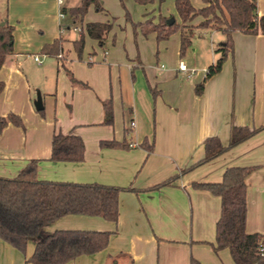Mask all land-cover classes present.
<instances>
[{"label":"crops","instance_id":"0c3cea01","mask_svg":"<svg viewBox=\"0 0 264 264\" xmlns=\"http://www.w3.org/2000/svg\"><path fill=\"white\" fill-rule=\"evenodd\" d=\"M198 1L201 3L195 5L191 0L197 8L206 5ZM256 2L258 14L264 15V0ZM60 4L59 0H8V14L0 20V24L14 26L13 52L0 68V81L4 83L0 116L13 112L22 117L24 125L28 121L40 125L34 134L12 123L0 131V176L14 177L30 160L40 159V179L137 189L120 192L116 223L98 216L72 214L48 226L49 233L59 229L112 232L104 250L81 255L66 264H190L191 257L202 264H236L228 249L216 252L211 244L215 242L221 198L194 183L221 182L231 166H257L246 179V227L250 233L264 234V33L233 32V51L198 95L195 86L220 56L215 52L219 46L215 48L211 42L205 47V62L190 78L179 69V62L184 61L180 56L182 30L180 35L161 41L155 34H139L154 50L157 48L155 53L150 50L144 54L136 45L129 47L130 52L123 44L126 58L118 53L103 60L90 55L79 59L73 46L75 39L68 44L61 30ZM149 17L154 16L148 13L142 20ZM202 20L199 17L194 21L199 24ZM177 21L181 23V19ZM115 25L122 27L116 21ZM210 30L222 34L218 35L220 43L226 38L222 31ZM57 38L63 40L65 57H56V83L45 88V94L43 91L47 109L43 119L20 66L25 54L53 57L41 49ZM170 42L176 49L175 59L168 55ZM68 71L87 86L72 82ZM108 98L113 100L112 125L103 123L102 100ZM233 126L258 130L213 160L183 171L204 157L208 137H218L227 145ZM55 130H73L83 138L82 162L50 160ZM111 139L126 141L127 146L100 145L102 140ZM174 176L169 184L156 187ZM34 247L35 241L29 242L27 256ZM27 256L0 239V264H32L26 261Z\"/></svg>","mask_w":264,"mask_h":264},{"label":"trees","instance_id":"16d2710c","mask_svg":"<svg viewBox=\"0 0 264 264\" xmlns=\"http://www.w3.org/2000/svg\"><path fill=\"white\" fill-rule=\"evenodd\" d=\"M147 5L155 0H135ZM162 2L163 0H159ZM205 6L197 8L191 0H175L176 9L181 19L178 23L174 18L172 24L169 18H160L158 22L146 19L134 23V33L139 29L144 36L155 34L157 41L166 40L177 30H182L180 56L185 55L191 45L192 30L185 33L186 25L197 15L203 20L200 28H212L222 31L226 38L220 43L216 52L220 56L207 68L205 78L196 84L195 92L200 95L204 91L205 82L220 72L228 54L233 51V32L246 34L264 33V15L258 14L256 0H203ZM91 5L97 11H103L100 0H81L76 7H62L61 12L69 14L73 22H82ZM126 18L130 19L128 11ZM116 17L101 22L86 24V34L103 47L113 28ZM14 26L4 22L0 24V68L6 57L13 52ZM74 49L79 59L82 58L85 46V33L73 41ZM63 51V40L55 39L46 43L41 52L59 57ZM139 59V56H137ZM70 79L79 83L71 71ZM84 86L86 83L80 82ZM4 83L0 81V93ZM153 91V89H152ZM154 92V91H153ZM105 117L104 124L114 123L113 100H102ZM43 112L44 109L38 110ZM9 123L24 128L22 117L9 112L0 116V131ZM258 128L233 126L227 145L215 136L205 140V155L183 171H188L198 165L213 160L225 151L237 146L257 132ZM102 146H127L126 141L116 139L102 140ZM85 158V143L83 138L73 130L68 133L55 130L51 142L50 160L54 162H82ZM40 159H32L14 177L0 176V239L4 240L27 256L30 241H35L33 253L26 257L32 264H66L81 255H91L104 250L110 241L111 231L59 229L47 235L42 230L66 215L98 216L110 222L119 219V195L122 191H137L132 186H116L97 182H73L45 180L38 177ZM257 166H231L226 168L221 182L194 183L199 189H205L221 198V214L216 224L215 242L211 243L216 252L228 249L236 264H264V234L247 231V182L248 175ZM174 176L156 187L169 184ZM190 264H202L200 260L191 257Z\"/></svg>","mask_w":264,"mask_h":264},{"label":"rangeland","instance_id":"374dc122","mask_svg":"<svg viewBox=\"0 0 264 264\" xmlns=\"http://www.w3.org/2000/svg\"><path fill=\"white\" fill-rule=\"evenodd\" d=\"M101 5L103 6V11H97L94 5H91L88 9V12L84 16V19L82 22H73V20L70 18L69 14H64L63 17L60 16V23L62 24V31L64 32V36L68 40V44L71 43L72 40L78 38L82 32L85 33V46L83 50V58H89L90 56L96 57L100 56V58H96L98 60H103V58L106 57V59L110 56L114 58L115 55L118 53H122L123 57L126 58V53L123 48L124 46L130 51L129 47L132 49L137 46L139 48L143 49L144 54L148 53L150 50L156 52L153 49V46L148 41H144L141 39V36L139 37V34H142L141 31L138 29L137 34L134 33L133 25L134 23H139L140 21L143 22L142 18L145 14L149 15L151 14L154 17H149L148 19L154 21L155 18L159 21L160 18H172L176 17L180 19L176 5L175 0H163L160 2L159 0H155L154 2L150 3L147 6H144L142 4L137 3L135 0H100ZM192 2L197 5L201 2L198 0H192ZM81 0H62L61 1V7L71 8L76 7L80 5ZM8 0H0V20L5 19L8 14ZM128 11L130 19L126 18V12ZM61 12V9L58 11ZM40 14H42V9H40ZM166 14H170L169 16H164ZM163 15V16H162ZM158 16V17H157ZM112 17H116V22L122 25L120 26H114V29L112 32L108 35V38L106 40V43L103 47L98 45V42L91 37H89L86 34V24L88 22H94V21H107V19H111ZM201 18V16L197 15L193 20V26H186L185 27V33L189 32V30H192L191 39L192 43L188 48L186 49L185 55L182 57V59L185 61V63L191 68L195 67L196 71L198 69V66H200L202 63L205 62V57L202 51L205 50V47H209L208 45L212 42L215 48H217L220 45V38H218V35H222L220 32H216L218 30H215V34L211 32L210 29L212 28H200L198 27L197 21H194L195 19ZM145 21V20H144ZM155 22V21H154ZM178 22V21H177ZM115 23V22H114ZM179 23V22H178ZM74 27H80L81 31L76 30ZM180 30H177L173 34L170 35L172 38L174 35H180ZM203 36L200 39L199 37ZM169 37V38H170ZM225 40V39H224ZM154 41V40H153ZM135 43V44H134ZM168 55L170 59H175V53L176 49L174 47V44L170 42ZM134 44V45H133ZM136 45V46H135ZM196 45L197 51L193 52V47ZM159 50V47H158ZM217 50V49H216ZM215 50V52H216ZM62 51L59 54L60 59H63L65 56L63 55ZM131 52V51H130ZM218 53V52H216ZM90 55V56H89ZM106 55V56H105ZM35 55H27L25 54L24 57H22V61L24 63L21 64V68L24 72V74L27 76L31 87H32V97L33 102L38 97V94L40 93L43 100V95L46 91L45 88H48L56 83L57 78V66L58 62L56 57H43L40 56L41 62L44 64H39L40 62H36L34 59ZM128 56V55H127ZM45 61V62H44ZM167 65L168 62L164 61ZM51 67L52 70H49L48 68ZM123 69H126L123 67ZM49 70V71H48ZM44 91V94H43ZM35 106V105H34ZM41 118L46 119L47 117V109L44 108L43 112H38ZM26 125V124H25ZM26 127V133H37L40 130V125L36 126L33 124L32 121H28ZM50 227V226H49ZM50 232V229L48 226L42 230V235H47ZM34 242V240L30 241V243Z\"/></svg>","mask_w":264,"mask_h":264},{"label":"built area","instance_id":"2783aa9c","mask_svg":"<svg viewBox=\"0 0 264 264\" xmlns=\"http://www.w3.org/2000/svg\"><path fill=\"white\" fill-rule=\"evenodd\" d=\"M61 1H62V0H59V2H61ZM60 16L63 17V16H64V13L60 12ZM74 28H75L76 30H78V31H81V28H80V27H74ZM34 58H35L36 61H38V62L41 63V59L39 58L38 55H35ZM179 69H180L181 71L185 72L188 78L192 77V76L195 74V72H196L195 69H190V68L188 67V65L185 63V61H180V62H179ZM206 72H207V70H206ZM205 75H206V74H205ZM132 124H134V123H132ZM261 253H262V255L264 254V246L262 247V251H261Z\"/></svg>","mask_w":264,"mask_h":264},{"label":"water","instance_id":"95a60500","mask_svg":"<svg viewBox=\"0 0 264 264\" xmlns=\"http://www.w3.org/2000/svg\"><path fill=\"white\" fill-rule=\"evenodd\" d=\"M173 22H174V18H170L169 19V23L172 24ZM1 24H3V23H1ZM34 105H35V107H36L37 110L44 109L43 100H42V96H41L40 93L38 94V97L35 100Z\"/></svg>","mask_w":264,"mask_h":264}]
</instances>
